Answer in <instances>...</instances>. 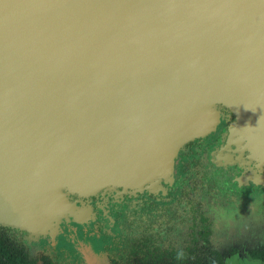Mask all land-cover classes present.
I'll use <instances>...</instances> for the list:
<instances>
[{"label":"water","instance_id":"1","mask_svg":"<svg viewBox=\"0 0 264 264\" xmlns=\"http://www.w3.org/2000/svg\"><path fill=\"white\" fill-rule=\"evenodd\" d=\"M219 106L264 163V0H0V224L73 244L70 193L158 190Z\"/></svg>","mask_w":264,"mask_h":264},{"label":"flooded vegetation","instance_id":"2","mask_svg":"<svg viewBox=\"0 0 264 264\" xmlns=\"http://www.w3.org/2000/svg\"><path fill=\"white\" fill-rule=\"evenodd\" d=\"M218 109L216 129L183 145L171 180L162 181L161 188L121 195L118 187L84 197L70 193L82 210L81 223L70 217L73 244L59 246L48 236L37 241L60 248L70 264H87L76 244L93 264H126L139 252L156 259L207 248L223 258L222 253L247 246L248 238L257 242L250 253L264 251V163L231 137L234 114L224 106Z\"/></svg>","mask_w":264,"mask_h":264},{"label":"trees","instance_id":"3","mask_svg":"<svg viewBox=\"0 0 264 264\" xmlns=\"http://www.w3.org/2000/svg\"><path fill=\"white\" fill-rule=\"evenodd\" d=\"M25 232V231H23ZM32 253L26 237L18 229L0 224V264H58L44 247ZM49 249V247H45ZM53 248V247H52ZM199 251H180L150 258L146 252L131 258L126 264H225L221 254L211 248ZM251 256L264 261V251L252 252Z\"/></svg>","mask_w":264,"mask_h":264},{"label":"rangeland","instance_id":"4","mask_svg":"<svg viewBox=\"0 0 264 264\" xmlns=\"http://www.w3.org/2000/svg\"><path fill=\"white\" fill-rule=\"evenodd\" d=\"M39 238H43V237H39ZM39 238L37 239L26 238V243L30 246L33 254H35V252L39 250H42L41 247H44L43 250L45 251L47 250L53 258L55 256L54 260L56 259L58 264H70V261L64 259V252L60 248L56 249L53 247L54 248L53 249L52 247H49V249H46L45 247L49 246V244L46 242L47 240L44 241V239H40L39 241H37ZM248 239H252V240L248 242L247 246H239V252L222 253L225 264H264V261H262L261 259L252 257L249 250L250 246H253L255 243H257L256 239L254 238H248ZM56 253L58 254V258L56 256Z\"/></svg>","mask_w":264,"mask_h":264}]
</instances>
